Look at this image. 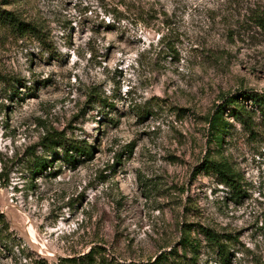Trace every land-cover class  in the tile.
Listing matches in <instances>:
<instances>
[{
	"label": "rangeland",
	"instance_id": "rangeland-1",
	"mask_svg": "<svg viewBox=\"0 0 264 264\" xmlns=\"http://www.w3.org/2000/svg\"><path fill=\"white\" fill-rule=\"evenodd\" d=\"M113 2L0 0L37 31L0 25V264H147L171 250L188 264H264V0H127L108 30ZM48 134L91 156L66 165L42 147ZM34 156L51 165L32 174ZM186 225L196 251L181 244Z\"/></svg>",
	"mask_w": 264,
	"mask_h": 264
},
{
	"label": "trees",
	"instance_id": "trees-1",
	"mask_svg": "<svg viewBox=\"0 0 264 264\" xmlns=\"http://www.w3.org/2000/svg\"><path fill=\"white\" fill-rule=\"evenodd\" d=\"M127 0H117V2L112 3V7H110V10L107 11V14H110L113 16L112 23H108L106 26L108 30L113 29L114 23H117L120 20L128 19L130 10L128 8ZM134 6V3H132ZM141 2H139V5ZM121 7H125V10H122ZM136 10H142V7H135ZM141 17L138 18V15L135 16V18H138L141 20ZM255 22L257 23V26L262 28L264 30V16H254ZM0 25L4 28H6L11 33L18 35L19 37L23 36H33L37 37V31L36 27L30 23L22 22L14 13L12 12H2L0 14ZM254 102L258 104L259 109L264 108V95L257 96L254 99ZM244 111V110H243ZM241 111L239 114V122L243 126L244 130H246L250 135H252L254 123L252 121V118L250 115H248L246 112L243 113ZM222 123V125L220 124ZM208 127L210 136L213 138L211 142H214V144L218 147L220 146L222 142L221 134L224 132L226 126H228L227 123L222 122L221 119V112L218 110L210 117V120H208ZM221 125V130L220 126ZM224 128V129H223ZM212 134V135H211ZM45 149H49L54 151V149H59L61 152V160L70 167H74L75 164L80 160L81 157H87L89 158L91 156V150L88 149V146L86 144H80L79 142H73L68 141L64 137H60V134L52 135L48 134L44 138V144L43 146ZM51 165V161L47 159L39 158L38 156H34V159L32 161V174L34 173H42L43 170H46L47 167ZM203 169L205 171H210L212 174L216 175L222 183H224L227 187H230L233 193L238 194L240 193V189L238 188V182L235 180L236 175L231 170V168L224 162H215L214 160H209L206 158V160L202 164ZM184 230V236L182 238V245H188L191 250L196 251L198 247V243L193 241L190 238V233L193 231L189 229V227L186 225ZM198 233H201L205 240L212 246L216 247L218 251L223 248L222 244H220V237L218 234L213 232L210 229L199 227L197 229ZM222 260H225V255L221 251ZM61 262H66L65 260H61ZM188 264L187 261L182 256H179L177 254L176 250H171L169 252L161 253L152 263L147 264ZM40 264H47L46 262H42ZM135 264V263H130Z\"/></svg>",
	"mask_w": 264,
	"mask_h": 264
}]
</instances>
